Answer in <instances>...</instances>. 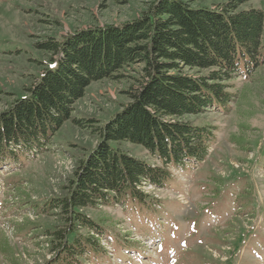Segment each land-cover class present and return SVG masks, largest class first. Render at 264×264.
<instances>
[{
	"label": "rangeland",
	"instance_id": "374dc122",
	"mask_svg": "<svg viewBox=\"0 0 264 264\" xmlns=\"http://www.w3.org/2000/svg\"><path fill=\"white\" fill-rule=\"evenodd\" d=\"M227 1L197 0L192 7L217 9ZM145 2L0 0V113L25 96L50 65V55L38 44L80 30L133 22ZM249 8L264 16V0H249L240 10ZM119 75L87 87L49 151L20 157L17 165L0 170V245L4 247L0 264H44L51 258L42 235L57 222L39 215L38 209L45 200L61 196L77 158L99 143L91 127L77 126L73 120L97 128L130 102L138 67ZM229 84L236 98L226 113L219 107L188 119L196 126L214 128L201 163L195 168H170L171 178L161 189L143 184L149 196L145 202L126 197L121 204L108 202L83 210L103 231L99 236L103 253L86 264H264V68L249 80L234 79ZM110 145L148 164H159L140 146Z\"/></svg>",
	"mask_w": 264,
	"mask_h": 264
},
{
	"label": "trees",
	"instance_id": "16d2710c",
	"mask_svg": "<svg viewBox=\"0 0 264 264\" xmlns=\"http://www.w3.org/2000/svg\"><path fill=\"white\" fill-rule=\"evenodd\" d=\"M196 1L146 0L133 22L80 30L37 45L50 55V65L25 96L0 113V164L49 151L90 84L116 80L126 68L138 67L130 102L107 123L93 128L88 121L73 120L91 127L99 143L77 158L61 196L38 209L57 222L43 231L51 254L44 264H86L100 256L102 228L83 210L121 204L126 197L145 202L149 196L143 184L161 189L171 178L170 168L202 162L214 128L188 119L219 107L226 113L236 98L229 82L249 80L264 68L260 10H240L249 0H228L217 9L193 8ZM123 142L142 147L159 164L110 145Z\"/></svg>",
	"mask_w": 264,
	"mask_h": 264
}]
</instances>
